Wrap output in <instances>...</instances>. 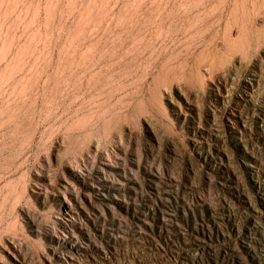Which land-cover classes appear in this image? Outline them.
I'll return each mask as SVG.
<instances>
[{"label":"rangeland","instance_id":"374dc122","mask_svg":"<svg viewBox=\"0 0 264 264\" xmlns=\"http://www.w3.org/2000/svg\"><path fill=\"white\" fill-rule=\"evenodd\" d=\"M0 264H264V0H0Z\"/></svg>","mask_w":264,"mask_h":264}]
</instances>
